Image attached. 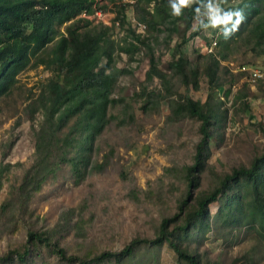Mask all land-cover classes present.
Returning <instances> with one entry per match:
<instances>
[{
    "label": "rangeland",
    "instance_id": "obj_1",
    "mask_svg": "<svg viewBox=\"0 0 264 264\" xmlns=\"http://www.w3.org/2000/svg\"><path fill=\"white\" fill-rule=\"evenodd\" d=\"M192 1L187 0V3ZM222 1L213 0L188 30H184L183 21H178L173 31L167 23L149 30L148 27L138 28L134 0L98 1L109 18L108 35L118 45L107 69L115 76L111 97L117 102L110 105V118L95 140L93 164L81 177L72 173L69 163H64L34 193L24 215L15 210L0 213V255L11 249H22L28 229L53 232L58 244L68 254L75 255L118 251L136 237L153 239L162 219L173 216L183 198L187 197L189 204L192 203L197 196L211 190L224 174L234 167L248 166L261 153L264 145V45L260 49L253 48V39L242 29L237 32L238 38L223 46L226 59L221 60L222 68L218 73L222 82L218 96L223 101L222 108L227 109L226 115L212 138L204 169L198 174L195 185L188 187L186 169L194 162L199 120L188 114L175 115L170 103L182 94L203 102L208 82L201 72L199 88L186 89L168 64L173 56L176 58L175 45L183 32L188 37L197 22L204 18L210 22L199 34L189 36L182 49L190 59L195 53H207L204 50L207 40L215 37L218 40L221 23L229 21V16L220 15L221 8L238 0H227L221 6ZM121 8H124L121 13L127 17L122 27L111 24L110 20L120 15L117 12ZM98 22L93 20L91 25H100ZM128 22L152 47L157 66L167 76L169 90H164L157 77L145 81L149 67L146 46L136 42L138 48L131 52L118 50L119 46L135 40ZM219 48L217 42L213 51L219 54ZM242 65L257 67L263 75L255 83L249 82L244 72L239 71ZM52 73L43 65L29 67L16 76L10 92L0 98V161L11 164L3 175L0 205L19 184L24 170L34 159L32 121L27 119L24 107L39 82ZM142 86L156 92L160 89L163 96L145 102L144 94L139 95ZM220 203L218 200L210 207L215 211ZM246 219L228 224L214 218L210 230L203 233L205 228L202 227L197 238L188 235L180 241L190 250H196L203 262L264 264L262 230L257 221ZM199 238L200 242L195 243ZM37 251L40 253L31 251L34 256H28L25 263L14 264H68L43 245ZM98 264L117 262L111 258ZM121 264L187 263L179 260L166 243H141Z\"/></svg>",
    "mask_w": 264,
    "mask_h": 264
},
{
    "label": "trees",
    "instance_id": "obj_2",
    "mask_svg": "<svg viewBox=\"0 0 264 264\" xmlns=\"http://www.w3.org/2000/svg\"><path fill=\"white\" fill-rule=\"evenodd\" d=\"M212 1L193 0L188 4L187 0H134L133 6L136 20L148 30L167 23L173 31L178 21L184 22V30L191 28L197 15L205 7L209 8ZM226 2L223 0L221 6ZM92 4L93 0H0V98L10 92L16 76L29 67L43 65L53 71L39 82L24 107L27 119L32 121L34 159L24 170L19 184L9 191L0 205V213L15 210L24 215L34 193L62 164L69 163L70 170L78 177L93 164L95 140L110 118V105L117 102L111 97L115 76L107 69L118 45L108 35L110 27L91 25V21L78 16L90 10ZM121 9L115 19L122 27L127 17L121 13L124 8ZM220 11V15L229 16V21L221 23L219 39L213 38L220 46L219 54L205 51V54L195 53L190 59L182 49L189 36L199 34L210 22L204 18L197 22L196 29L188 37L183 32L175 45L176 58L172 55L168 64L186 89L199 88L201 72L208 82L203 102L182 94L170 103L175 115L188 114L199 120L194 162L186 169L188 187L195 185L198 174L204 169L212 138L227 112L218 96L222 86L218 73L222 68L221 60L226 59L224 47L238 38L237 32L242 29L253 39V48L260 49L264 45V0H238ZM127 24L136 41L131 40L118 50L131 52L138 48L136 42L146 46L149 67L145 81L157 77L164 90H169L167 76L157 66L152 47L131 28V23ZM212 40H207L205 45ZM143 94L145 102L163 96L160 89L156 92L147 90L146 86L139 91L140 96ZM244 104L249 108L247 100ZM10 166L0 161V188ZM189 194L188 189L187 196ZM188 200L183 198L177 212L162 219L153 239L133 238L118 251L105 250L93 256L68 254L54 239L53 232L28 229L22 249H11L0 255V264L25 263L28 256H34L31 251L40 253L37 250L42 245L68 264H98L111 258L121 264V260L141 243H166L177 258L187 264H212L203 262L196 250H190L180 240L188 235L197 238L202 227L205 228L203 233L210 230L214 218L228 224L245 218L257 221L264 237V145L248 166L234 167L211 190L197 196L190 204ZM218 200L221 203L213 211L210 204ZM199 242L200 238L195 240Z\"/></svg>",
    "mask_w": 264,
    "mask_h": 264
},
{
    "label": "built area",
    "instance_id": "obj_3",
    "mask_svg": "<svg viewBox=\"0 0 264 264\" xmlns=\"http://www.w3.org/2000/svg\"><path fill=\"white\" fill-rule=\"evenodd\" d=\"M98 1L99 0H93V4L91 5L90 10H84L78 16L85 18L89 21L97 20L99 21L98 24L110 26L109 18L107 17V12H105L101 4H98ZM110 20H111V24L113 25L119 24V22L115 19V17L113 20L112 19ZM136 23L138 24L137 25L138 28H140L139 26H142V28H145V26L142 25L140 22L136 21ZM216 44H217V41L213 39L209 45H205L204 50L207 52H213V49L215 48ZM238 68H239V71L244 72L246 79L249 82H255L257 79H259L263 75V72L257 67H249L246 65H242Z\"/></svg>",
    "mask_w": 264,
    "mask_h": 264
}]
</instances>
